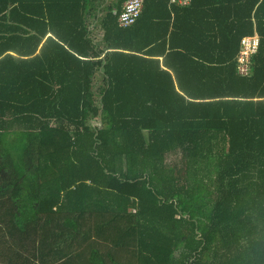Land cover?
I'll return each mask as SVG.
<instances>
[{
  "label": "trees",
  "instance_id": "16d2710c",
  "mask_svg": "<svg viewBox=\"0 0 264 264\" xmlns=\"http://www.w3.org/2000/svg\"><path fill=\"white\" fill-rule=\"evenodd\" d=\"M124 2L0 0V264H264V0Z\"/></svg>",
  "mask_w": 264,
  "mask_h": 264
},
{
  "label": "built area",
  "instance_id": "2783aa9c",
  "mask_svg": "<svg viewBox=\"0 0 264 264\" xmlns=\"http://www.w3.org/2000/svg\"><path fill=\"white\" fill-rule=\"evenodd\" d=\"M146 0H125L123 10L118 16V23L121 28H129L133 26L140 18ZM192 0H171L172 3L178 5H188ZM260 45L258 35L246 37L243 39L241 49L237 57L238 73L247 75L250 70L251 57L257 53Z\"/></svg>",
  "mask_w": 264,
  "mask_h": 264
},
{
  "label": "crops",
  "instance_id": "0c3cea01",
  "mask_svg": "<svg viewBox=\"0 0 264 264\" xmlns=\"http://www.w3.org/2000/svg\"><path fill=\"white\" fill-rule=\"evenodd\" d=\"M191 3V2H190ZM170 4H174V3H172L171 2V0H170ZM175 5H178V4H176L175 3ZM190 5V4H189ZM179 7H182V5H179ZM205 12V10L204 11H202V13H204ZM191 13V12H190ZM190 13H188V16H187V18L185 19V22H186V25L187 24H191V23H193V25L195 26V20L193 19V14H190ZM185 15V14H184ZM93 27H94V25H93ZM191 28V27H190ZM190 28H188V31H189V40H190V42H188L187 41V43L185 42V41H183L182 39H181V41H179V43H180V45L181 46H184L185 44H187L188 46H189V50H191V48H194V46H195V43L194 42H191V40H192V37H191V35H192V33L194 32V30L193 31H191V29ZM193 35H195L194 33H193ZM255 35H257V34H255ZM186 40V39H185ZM186 45V46H187ZM190 54H191V52L189 51V53H188V55H189V57L191 58V56H190ZM180 59H183V60H181V62H185V61H187V60H190L187 56H185V55H177ZM212 57V56H211ZM161 61H163V58H161ZM183 68H184V66H183ZM187 70H189V68H187L186 66H185V68H184V73L187 71ZM190 72H192V71H190ZM190 76L189 77H194V73L192 72V73H190L189 74ZM184 78H185V76H184ZM195 78V77H194ZM197 79H198V77H197Z\"/></svg>",
  "mask_w": 264,
  "mask_h": 264
}]
</instances>
